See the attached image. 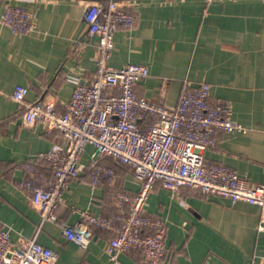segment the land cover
I'll return each instance as SVG.
<instances>
[{"label":"crops","instance_id":"0c3cea01","mask_svg":"<svg viewBox=\"0 0 264 264\" xmlns=\"http://www.w3.org/2000/svg\"><path fill=\"white\" fill-rule=\"evenodd\" d=\"M91 1L0 0V19L8 2L35 16V28L28 33H15L0 20V225L12 241L31 235L39 223L30 193L21 186L23 164L34 158L39 171L49 176V165L39 155L53 146L55 132L45 131L39 122L23 125L10 94L23 84L26 100L52 98L62 112L74 87L69 77L92 78L97 38L88 33L83 16ZM119 1L134 23L115 30L108 64L146 65L148 75L134 84V93L167 106L175 105L184 79L211 84V95L231 106L244 130L218 129L206 160L264 182V0ZM92 152L87 144L79 176L63 190L58 221L76 223V208L110 215L117 190L134 194L138 189L133 172L108 156L98 162L114 168V185L92 186L86 175ZM144 210L165 223L168 255L163 264H264V229L258 227L264 214L257 204L191 188L173 193L156 183ZM109 236L92 226L78 243L67 240L57 222L45 221L37 240L59 251L56 264H112L104 252ZM117 264H139V255L120 252Z\"/></svg>","mask_w":264,"mask_h":264},{"label":"built area","instance_id":"2783aa9c","mask_svg":"<svg viewBox=\"0 0 264 264\" xmlns=\"http://www.w3.org/2000/svg\"><path fill=\"white\" fill-rule=\"evenodd\" d=\"M83 16L88 33L97 38L95 71L90 80L69 77L74 87L70 98L62 102L64 110L57 111L52 98L26 100L23 84L15 85L10 94L21 110L22 124L32 127L39 122L45 131L55 132V140L39 155L49 165V176L39 171L34 158L23 164L26 178L21 186L30 193L29 203L40 220L31 235L16 241L0 225V264H56L59 251L37 240L45 221L57 222L65 238L78 243L91 234L92 226L109 232L104 252L112 264H117L120 252L130 251L138 253L139 264H163L168 255L165 223L144 210V201L156 183L173 193L191 188L232 201L244 200L259 205L264 214V182H253L205 158L218 129L244 130L233 118L231 106L211 95V84L184 79L174 106L136 95L134 84L148 75L147 66L108 64L114 32L119 26L131 27L133 14L119 0H94L86 4ZM0 20L15 33L35 28L34 13L9 2ZM87 144L93 146V159L86 167L92 186L114 185V168L98 162L108 156L133 172L138 189L134 194L117 190L116 210L110 215L76 208V223L58 221L56 210L63 201V190L71 178L79 176V161ZM258 227L264 229V224Z\"/></svg>","mask_w":264,"mask_h":264}]
</instances>
